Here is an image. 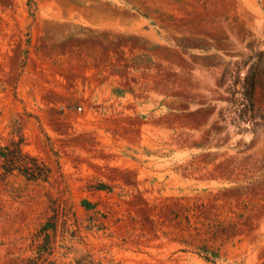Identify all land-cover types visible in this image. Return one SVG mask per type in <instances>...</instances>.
<instances>
[{"label": "rangeland", "instance_id": "1", "mask_svg": "<svg viewBox=\"0 0 264 264\" xmlns=\"http://www.w3.org/2000/svg\"><path fill=\"white\" fill-rule=\"evenodd\" d=\"M253 65L264 0H0V264H264Z\"/></svg>", "mask_w": 264, "mask_h": 264}, {"label": "trees", "instance_id": "2", "mask_svg": "<svg viewBox=\"0 0 264 264\" xmlns=\"http://www.w3.org/2000/svg\"><path fill=\"white\" fill-rule=\"evenodd\" d=\"M258 63H261V59L258 58ZM256 78H258L259 80L256 81ZM243 83H244V88H243V92H242V98L244 101V104L242 105L241 108V112L244 111L245 109H252V104H251V100L252 97L255 93V89H256V84L259 87H264V72L260 69H256L255 66H251L249 73L247 74V76H245L243 78ZM2 158H8L6 157V155L4 153H2L0 155ZM30 165L28 164H23L20 165V167H18V170L20 171V173L24 174V176L30 180V181H36L38 179V174L35 171L36 170V162L31 160L30 161ZM31 166V168L29 167ZM7 170V169H6ZM101 188H103L101 186ZM84 208H87L88 204L85 203ZM52 219H48V221L40 227V229L38 230L37 234H36V238H43V237H47L49 232H55V227H52L51 225ZM44 245V243L41 244V246ZM40 254L37 253V256H39ZM205 256H207V253H204ZM206 261H208L209 259H207L206 257H204Z\"/></svg>", "mask_w": 264, "mask_h": 264}]
</instances>
